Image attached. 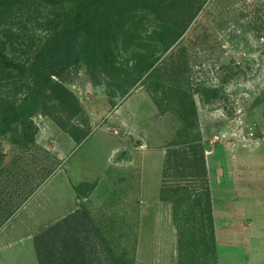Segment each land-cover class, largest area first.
I'll return each mask as SVG.
<instances>
[{"label":"rangeland","instance_id":"374dc122","mask_svg":"<svg viewBox=\"0 0 264 264\" xmlns=\"http://www.w3.org/2000/svg\"><path fill=\"white\" fill-rule=\"evenodd\" d=\"M186 3L172 44L156 33L179 22L175 4L135 9L98 72L57 70L31 139L17 126L0 136V264H48L47 230L52 264H63L64 240L68 264H215L227 235L213 229L209 242L194 222L192 236L171 201L205 185L210 200L255 195L264 209V0ZM20 31L13 46L25 50Z\"/></svg>","mask_w":264,"mask_h":264},{"label":"trees","instance_id":"16d2710c","mask_svg":"<svg viewBox=\"0 0 264 264\" xmlns=\"http://www.w3.org/2000/svg\"><path fill=\"white\" fill-rule=\"evenodd\" d=\"M164 2L178 7L179 22L184 21L182 18L186 11H191L190 7L185 9L188 7L187 0H0V75L5 81L4 92L0 95V136L17 126L22 139H31L36 132L31 115L48 93L57 95L55 89H58V83L53 80L58 74L57 70L83 63L92 73L98 72L104 67L107 54L116 47L121 33L125 31L123 26L134 24L138 17L134 13L135 9H153ZM191 15L188 14L183 23L173 21L169 27H164V33L157 32L156 35L167 37L168 45L172 44L186 27ZM15 23L19 31L11 27ZM20 28L26 33L25 50L13 46L23 41L22 35L18 34ZM31 28L39 29L41 35H32ZM20 51L21 57L15 56L14 53ZM23 83L24 91L19 93ZM200 92L205 100L217 96L215 89L203 88ZM57 99L61 100L59 97ZM196 174L201 179L205 176L201 153ZM178 189L186 191L184 188ZM193 197L189 201L187 196L171 201L172 218L174 220L177 215L185 217L192 236L197 232L192 225L197 222L201 237L206 231L207 239L211 242L213 219L208 188L202 185L199 194ZM178 220L179 225L175 223V228L178 235L177 250L180 253L184 249V240L181 239L183 219ZM52 226L49 227L51 230L54 229ZM46 233L48 246L45 260L52 264L55 258L54 241L52 236L49 237L48 230ZM201 237L197 239L202 240ZM193 241L195 238L190 242ZM63 246L64 257L61 260L63 264H68L69 245L65 240ZM37 259L42 264V257L37 256Z\"/></svg>","mask_w":264,"mask_h":264},{"label":"crops","instance_id":"0c3cea01","mask_svg":"<svg viewBox=\"0 0 264 264\" xmlns=\"http://www.w3.org/2000/svg\"><path fill=\"white\" fill-rule=\"evenodd\" d=\"M210 201L214 232L227 235V241L215 247V264H264V209L257 207L255 195Z\"/></svg>","mask_w":264,"mask_h":264}]
</instances>
